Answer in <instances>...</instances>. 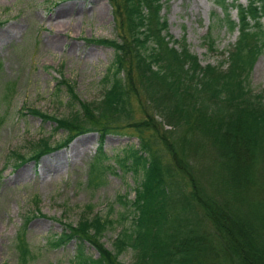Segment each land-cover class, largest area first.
Here are the masks:
<instances>
[{
  "label": "trees",
  "instance_id": "1",
  "mask_svg": "<svg viewBox=\"0 0 264 264\" xmlns=\"http://www.w3.org/2000/svg\"><path fill=\"white\" fill-rule=\"evenodd\" d=\"M107 1L116 37L90 39L114 49L100 97L81 100L61 79L76 103L67 115L27 112L52 120L65 139L51 145L40 138L29 155L13 153L20 165L97 132L88 165V183L97 186L113 169L105 164V136L131 127L139 147L125 148L115 164L141 179L132 198L118 196L123 210L116 219L112 206L105 215H81L50 244L74 239L70 264H264V94L249 85L264 49V0H215L222 10L217 27L237 31V37L222 60L204 65L184 38L173 40L167 32L162 0ZM204 39L213 50L211 27ZM193 155L210 159L209 177ZM115 222L120 229L110 250L100 239ZM86 243L96 256L86 252ZM20 249L19 264H26L23 241ZM125 251L132 252L130 263L118 259Z\"/></svg>",
  "mask_w": 264,
  "mask_h": 264
},
{
  "label": "rangeland",
  "instance_id": "2",
  "mask_svg": "<svg viewBox=\"0 0 264 264\" xmlns=\"http://www.w3.org/2000/svg\"><path fill=\"white\" fill-rule=\"evenodd\" d=\"M162 1L160 14L173 40L184 38L203 65L223 59L237 31L217 27L216 16L221 17L222 10L215 0ZM238 2L246 4L247 0ZM230 14L236 20L235 8ZM210 27L213 50L204 39ZM114 37L113 10L107 0H0V264H19L22 241L29 249L26 264H70L76 241L50 244L65 231V224L75 225L81 215H105L110 206L116 219L123 210L118 196L133 197L140 176L115 164L125 148L139 147L131 127L105 136V164L113 169L97 186L88 183V165L99 142L97 132L79 134L65 146L20 165L13 153L29 155L40 138L51 145L65 139L66 132L55 129L52 120L27 109L67 115L76 103L66 86L59 84L61 79L73 86L79 99L99 98L114 49L90 39ZM249 85L253 92L264 94V49L252 67ZM192 159L209 177L210 159L194 155ZM119 229L120 223L115 222L102 234L100 241L110 250ZM85 250L96 256L88 243ZM118 259L130 263L132 252L121 253Z\"/></svg>",
  "mask_w": 264,
  "mask_h": 264
}]
</instances>
